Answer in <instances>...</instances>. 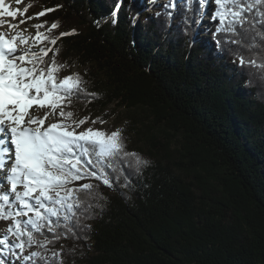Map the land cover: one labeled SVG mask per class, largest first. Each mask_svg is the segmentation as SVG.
<instances>
[{
	"label": "trees",
	"instance_id": "trees-1",
	"mask_svg": "<svg viewBox=\"0 0 264 264\" xmlns=\"http://www.w3.org/2000/svg\"><path fill=\"white\" fill-rule=\"evenodd\" d=\"M147 6L143 0L21 2L26 18L45 25L41 32L53 22L59 26L52 37L76 32L41 47L59 49L55 59L66 65L61 79L78 73L87 93L97 94L80 93L64 109L74 120L87 118L77 131L109 106L123 107L125 150L148 161L139 173L121 162L118 180L109 170L111 188L94 179L76 182L98 185L93 207L78 210L73 231L58 228L59 239L37 233L39 241L53 242L23 255L41 252L35 264H264V68L240 65L241 56L264 63V38L257 35L264 24L214 35L219 20H213L201 40L197 0L174 8L168 1L151 12ZM257 7L264 11V4ZM255 12L245 15L260 20ZM253 37L256 46L249 48ZM98 130L111 133L116 123ZM0 260L23 264L12 255Z\"/></svg>",
	"mask_w": 264,
	"mask_h": 264
},
{
	"label": "snow or ice",
	"instance_id": "snow-or-ice-1",
	"mask_svg": "<svg viewBox=\"0 0 264 264\" xmlns=\"http://www.w3.org/2000/svg\"><path fill=\"white\" fill-rule=\"evenodd\" d=\"M180 2L184 3V0ZM192 3L193 0H187L189 6ZM198 3L202 8L210 3L216 5L212 19H218L219 24L214 35L221 32L239 35L238 27L252 31L257 24H264V11L257 7L264 4V0H198ZM169 6L175 7L174 0H169ZM253 9H256L255 15L260 20L249 19L245 15L246 12L252 13ZM18 14V11H11L4 0H0V16L15 18ZM43 15L45 12L38 14ZM115 17L114 11L113 25L117 22ZM94 23L99 27L101 22ZM245 25L249 27L245 28ZM0 26H3L2 20ZM44 26L43 23L35 25L37 31L34 36H26L23 31L0 33V220L14 221L8 233L16 241L9 244L8 236L0 238V246L4 248L0 255L22 258L23 264H35L37 258H44L39 251L23 255L28 248L33 245L46 248L48 243L53 242L47 238L39 241L37 233L43 235L47 230L54 234L53 239H59L55 235L58 228L73 231L70 222L76 219L79 224L82 213L78 210L83 208L87 212L93 207L91 201L98 198L99 194L95 191L98 185L76 182L94 179L111 188L113 183L109 170L117 173L118 180L124 175L121 162L137 173L148 164L137 153L125 150L119 129L111 133L91 127L77 131L87 118L74 120L73 113L64 109L74 96L79 98L80 93L97 94L87 93L85 81L78 73L62 79L58 76L66 67L55 59L59 49L39 47L45 42L56 45L60 37L74 35L75 30L52 37L48 33L58 28V22H53L46 32H41ZM16 27L9 25V28ZM257 35L264 38V30L258 31ZM225 42L243 43L242 40L232 39ZM216 43L220 45L219 40ZM22 45L25 47L21 48ZM255 46L253 37L248 47ZM35 47L38 51L32 50ZM49 52H53V56L46 60ZM245 64L264 68V63L245 60L241 56L240 65ZM33 107L48 108L50 111L41 117L30 112ZM51 115H59L62 119L45 126V120ZM97 122L104 121L100 118L92 121ZM124 179L127 182L128 177ZM6 185H10L11 195L3 190ZM19 217L27 219L20 220ZM61 235L67 238L66 234ZM52 255L56 258L59 254ZM0 264L5 262L0 260Z\"/></svg>",
	"mask_w": 264,
	"mask_h": 264
},
{
	"label": "rangeland",
	"instance_id": "rangeland-1",
	"mask_svg": "<svg viewBox=\"0 0 264 264\" xmlns=\"http://www.w3.org/2000/svg\"><path fill=\"white\" fill-rule=\"evenodd\" d=\"M144 3H146L147 6V12H151L152 10H155L156 6L160 7L167 3L169 0H143ZM22 0H4V4H8V7L11 11H18V15L15 18L8 17V16H0L1 19H10L11 22L9 23H3V26H0V29L4 30L5 32H11L16 33L23 31L24 35H35L37 29L34 27L36 25L35 19H28L26 16L23 15V10L21 7ZM175 6L179 5L181 2L180 0H174ZM198 2V0H197ZM216 7L213 5V3H210L206 8H201L199 11L198 18H199V25H198V38H201V40H205L206 38L202 35H204L205 32H208L211 28H213V12ZM9 25H16V28H9ZM25 46H21L23 48ZM41 47V45H39ZM33 51H38V47H35L32 49ZM19 54V53H18ZM50 109H38L36 107H33L30 109V112L35 113L37 116L43 117L45 112H49ZM110 116V120L104 121L105 117L107 115ZM100 120L104 121L103 123L97 122L92 123L89 122L87 124V127L91 128H98V129H106L108 126L116 123V130H125L127 128V125L129 123L128 119L126 118V110L123 107H117L115 105L109 106L106 110L99 113ZM59 119L56 115H51L48 117L47 120H45V126H47L49 123L58 122ZM4 191H8L10 193V185H6L3 189ZM13 220H7L0 224V238H3L5 236H8L9 242H16L14 236H10L8 233V228L10 225H13ZM19 264V263H18Z\"/></svg>",
	"mask_w": 264,
	"mask_h": 264
},
{
	"label": "bare ground",
	"instance_id": "bare-ground-1",
	"mask_svg": "<svg viewBox=\"0 0 264 264\" xmlns=\"http://www.w3.org/2000/svg\"><path fill=\"white\" fill-rule=\"evenodd\" d=\"M5 5L8 7V4L7 3ZM0 20H2L4 24L5 23L7 24V23L11 22L10 19H1L0 18ZM3 32H5V31L2 30V29H0V33H3ZM33 114L36 115L35 113H33Z\"/></svg>",
	"mask_w": 264,
	"mask_h": 264
}]
</instances>
